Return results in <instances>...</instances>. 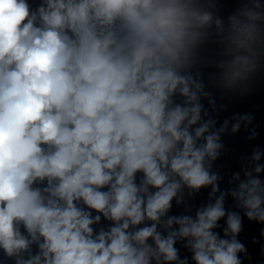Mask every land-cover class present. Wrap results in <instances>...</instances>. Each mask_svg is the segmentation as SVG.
Returning <instances> with one entry per match:
<instances>
[{"label": "clouds", "instance_id": "9594fccd", "mask_svg": "<svg viewBox=\"0 0 264 264\" xmlns=\"http://www.w3.org/2000/svg\"><path fill=\"white\" fill-rule=\"evenodd\" d=\"M235 2L0 0V264H264V150L213 170L260 137L217 127L264 83V0Z\"/></svg>", "mask_w": 264, "mask_h": 264}]
</instances>
